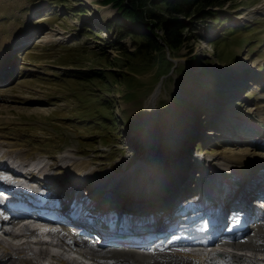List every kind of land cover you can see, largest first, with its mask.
<instances>
[{"label":"rangeland","instance_id":"obj_1","mask_svg":"<svg viewBox=\"0 0 264 264\" xmlns=\"http://www.w3.org/2000/svg\"><path fill=\"white\" fill-rule=\"evenodd\" d=\"M107 1L0 0V57L7 52L13 63L5 75L0 73V79L9 76L0 82V142L25 151L28 160L48 159L60 181L70 177L62 169L61 155L69 154L76 163L88 162L96 173L92 194L125 176L137 186L132 191L143 194L159 179L180 182L177 174L187 168L188 178L183 175L172 188L181 197L201 178L212 180L205 173H215L209 167L215 156L220 160L227 153L252 152L249 140L257 128L241 134L239 118L256 126L252 120L258 122L264 114V0H223L224 8L219 10L230 20L196 21L187 32L189 42L173 59L174 67L162 72L161 56L147 68L148 63L136 54L133 38L116 44L105 25L119 15L118 5ZM222 40L223 45H218ZM214 82L225 84L218 89ZM224 91L230 97L227 105L216 99V93ZM211 98L215 102L209 103ZM100 102L106 103L109 114L94 124L86 111ZM153 102L152 117L158 124L163 122L161 130L172 136L156 137L149 145L143 138L150 128L148 107ZM214 107L229 111L235 131L224 133L226 129L213 124ZM239 132L246 143L234 141ZM163 144L165 149L175 147L177 153L173 149L157 155L158 161L145 160L150 154L146 149L152 146L156 151ZM195 148L203 165L210 161L206 169L191 163L178 172L174 163L165 161L177 155L181 161ZM263 158L257 165L264 166ZM93 195L107 197L104 191ZM124 197L121 193L113 198L120 203Z\"/></svg>","mask_w":264,"mask_h":264},{"label":"bare ground","instance_id":"obj_2","mask_svg":"<svg viewBox=\"0 0 264 264\" xmlns=\"http://www.w3.org/2000/svg\"><path fill=\"white\" fill-rule=\"evenodd\" d=\"M2 52L3 51H0V54H2ZM7 54L8 53L6 52L4 56L1 55L2 57H0V73L2 76L5 75L4 73L6 72V69L9 66L11 67L13 64L12 61H9V59H7ZM1 61H2V63H1ZM13 68H15V67H13ZM13 68L8 69V72L10 74H11V72H13ZM8 77L1 78L0 82H4ZM223 104L227 105L226 102H224ZM153 106H154V102L151 103V105H149V107H148V109L150 111V113H149V127L150 128H148V130L146 131V135L144 134L145 137L143 138L144 142L146 144H149V145H152V140L155 139L156 137L161 136V137L165 138L168 136V138H169L170 136H172L170 132L165 133V131H164L165 129L163 131L161 130V128H163L162 126H164L163 122L158 124V121L152 117ZM221 110H223L226 114H223ZM228 112L229 111L227 109H225V110L224 109H218L217 107L212 108V113H214V115L212 116V117H214L213 124H215L217 126H221V124H223L226 128V131L224 133H227L230 130H231V132H233L237 129V128L235 129V127H233V125L230 123L231 121H229V120H232V119H231V116H228ZM242 118L243 117L239 118L241 120V122H243L241 125V131H240L241 134L246 133L247 131H249L250 133H253L252 130L255 129L253 127H256L257 128L256 129V131H257L256 136H259V137H258V139L255 137H252L251 140H249V141H251L249 148H251L252 152L248 151L246 153H244V152H239V153L233 152L231 154L227 153L229 155L225 154L223 157H220V160L222 159V162H220L218 156H215V158L213 159V161H211V164L209 165V167H211V169L215 170V173H213V175H212L211 171L209 172V170H208V172L205 173V175L209 173L207 175L208 177L206 176V179L209 178L210 175L212 177V184H211V186L213 187V190L211 191L212 195L218 194L219 192H221L220 189L224 185V183L226 182V180H223L220 178V176L224 172H226V171H232V172L240 171L241 174H244V173L250 174V172H253V170H255L256 168L263 167L262 163L260 166L257 165V163H260V161L263 158V155L260 152H264V114L261 117L260 121L257 122V121L252 120V122L256 126H254L253 124L252 125L249 124V126H247V123H249L248 120H242ZM211 132L213 133V131H211ZM211 132L209 131L207 134L214 136L215 134H212ZM240 132H239V136L234 138V141L239 140V142L242 141L243 143L244 142L246 143V141H248V140H245L246 136L242 138L240 136ZM234 135L236 136L238 134L235 133ZM241 139H243V140H241ZM165 145H166V143H165ZM165 145L163 144L156 151H155V149H150V148H153L152 146H150L148 149H146V151L150 154H151V152H153L154 155L148 154L149 157H147L148 155H144V157H147V160L148 159L150 160L149 162L158 161L157 155L167 154L168 151H172L171 149H169L168 145H167V148L165 149L164 148V147H166ZM173 149L177 153V150L175 149V147ZM2 150L4 151V155L2 157H0V162H6L7 164L10 163L14 167H15V165H17V162H18V164H19L18 169L24 168V169H29V171H30V169L32 167H35L36 160L38 158H42V157H38L37 159L28 160L30 156H28V154L25 151H21L20 148L17 149L15 147H11V146L6 147L4 144H1V142H0V152ZM174 151H172V152H174ZM189 153H190V160H188ZM179 159H180V157L178 158V155L172 157L169 160H165V158H162V160L170 161L171 163H174L173 168L175 167L174 170H177L178 172L180 170H182V167H185V164L188 165L190 162H193V165L197 164L196 169H206L205 166L208 163H210V161L206 160V161H204V165H203V163H202L203 160H201V157H200V151H198V153H192L191 151H189L188 155L185 156V158L182 157L181 161H178ZM39 160L41 161V159H39ZM60 162L62 163V169L66 170V173H68L70 175V177H69L70 180L63 178V180H65V181H63V180L60 181L59 178L57 177L56 171L54 170L55 168L53 167V165H51L48 162V169H47L46 174H49V176L53 175V177H54L53 178L54 180L49 181V183L52 186L51 190L53 192H55L61 198L62 197L65 198V196H67L69 198V195H70V193L73 192L74 187L87 188V190L89 192L91 191L90 193H92V189L90 187H93L91 185L96 184V182H91V181L94 178L93 175L95 176L96 173H93L92 167L88 164V162L78 163L79 162L78 161L76 163V161L69 154L61 155ZM177 163H178V165H177ZM181 165H183V166H181ZM254 166H256L255 169L251 170ZM144 167H146V166H144ZM57 168L59 169V167H57ZM53 170L55 172H53ZM183 171H185L184 174H181L180 172L177 174L178 178L181 177L180 182L178 180H175V182H173V184H172L171 189L173 187H175L176 185H178L179 183H181L182 179L184 178L183 175H185L188 178L187 168H185ZM249 174H244V175H249ZM128 176H131V178H133V176L131 174H129ZM125 177L127 178V176H125ZM126 178H124L122 180L118 179L115 182L112 181L111 183L114 186L111 187V190H109V191L106 190V187L103 189L98 187L97 192L104 191V194H106L107 197H101L100 198V197L94 195L95 200L105 199V198L110 199L111 200V206L109 207L108 211L115 212L114 216L117 215L118 218H121L122 215H129V216L138 215L137 212L132 210V208H135L140 203H144L147 199L150 201H146L145 203H147L148 204L147 206H150V208H143L141 213L149 211L146 209H153L157 206L155 208L156 209L155 214H157V215L162 214V212L160 211L161 206L157 202H155L156 201L155 199L158 198L160 195L161 196L164 195L163 189L161 188L157 191H154V189H153V193L150 191L144 192L143 194H141V191L134 192V191H132L131 188L137 187V186L134 185L133 183H131L132 179L126 180ZM201 179L199 180L200 183L192 186L193 188L189 192H187V187H186L185 191L182 190L183 194H181L182 195L181 197L179 196L181 200H177L176 201L177 204L183 202L185 199L191 198L192 192L194 190H196L197 195L201 194L204 197V199L209 197V195H207L205 193L204 187L201 186V184L203 182H206L207 180H203V182H202ZM146 180H148V179H145V181ZM133 181H134V178H133ZM159 181H164L168 185L171 182V179L169 181L159 179ZM159 181H157L155 184H149V186H147L144 190H146V189L148 190L149 188H153V186L156 185ZM228 181L233 182V181H235V179H230ZM129 182L131 184V187H129V185H128ZM64 185H65V187H64ZM116 185H119L120 188H118ZM150 185H153V186H150ZM86 186H89V187H86ZM159 186L160 185H157V188H159ZM112 189H114V190H112ZM123 192H125V193H123ZM121 193H122L123 197L124 196L125 197L123 198L122 202L116 203L117 198L114 199L113 197L116 196V197L120 198ZM128 193H129V195H128ZM126 195H128V196H126ZM147 195H149L148 198H146ZM86 199L89 200V197H86ZM158 202L160 203V201H158ZM105 205H107L106 202L104 203V206H103L104 208H105ZM199 205L202 208L203 205H201V203ZM213 205H215L214 201L207 204L205 206V208L201 209V210H205L207 208L214 207ZM171 206H173V204ZM165 211L168 212L169 210H165ZM210 222H211V224H217V221H214V220H211ZM188 227H190V226H188ZM31 233H33V232L31 231ZM44 233H45V231H39V233H37L38 235H36V237L41 236ZM10 236L11 235H8L5 237L10 239L11 238ZM224 236H226L227 238H230L235 243L241 244V246H243V247L248 246L249 251L251 252L249 254L253 258H250V260H244L242 264H264V260H262V257H264V255H262V253L259 252V251H264V225L259 227V228L252 227V226H249L245 229L241 228L234 233L227 232L224 234ZM55 237H58V236H55ZM30 248H31V246H24V247L22 246L18 249H12L8 245H6V244L2 245L0 243V264H43L40 262H44L45 259L47 261V258L49 259L53 255V254L49 253L47 250L41 251L39 254L35 255ZM98 248L100 249V251L103 254L108 256L107 257L108 259L120 258V262L118 264H124V262L122 260L128 259V258L134 259L138 264H199L197 257L188 256L185 253H180V252H178L176 254L166 252V253H159L154 257H149V258L137 257L136 258L135 257L136 255L131 254L130 247L128 245L111 244L110 242L105 241V242L100 243L98 245ZM258 253H260V254H258ZM43 256H46V257H43ZM60 264H69V263L66 260H63V262L61 261ZM104 264H110V263L107 260L106 261L104 260Z\"/></svg>","mask_w":264,"mask_h":264},{"label":"trees","instance_id":"obj_3","mask_svg":"<svg viewBox=\"0 0 264 264\" xmlns=\"http://www.w3.org/2000/svg\"><path fill=\"white\" fill-rule=\"evenodd\" d=\"M112 2L117 3L119 15L106 22V30L119 45L125 38H133L137 47L136 54H140L143 61L148 63L147 68L150 67L154 59L161 56L160 62H163L164 66L161 72L166 67H169L168 71L174 67L173 59L177 58L176 53L189 42L190 38L187 36V32L193 30L196 21L209 19L212 22L223 23L230 20L229 15L219 10L224 8L223 0L107 1V3ZM204 8L210 9V12H205ZM88 32L91 31L88 30ZM221 42L223 45V40L217 44L219 45ZM166 51L169 52L166 53ZM133 73L137 75L140 72L133 71ZM118 77L120 78L121 75ZM127 77L132 78L131 76ZM218 84L221 83L214 82L215 87ZM86 114L95 124L96 121H100V118L108 116V106L106 103L100 102L93 110H87ZM109 123H113L112 120Z\"/></svg>","mask_w":264,"mask_h":264},{"label":"snow or ice","instance_id":"obj_4","mask_svg":"<svg viewBox=\"0 0 264 264\" xmlns=\"http://www.w3.org/2000/svg\"><path fill=\"white\" fill-rule=\"evenodd\" d=\"M45 231H48L47 229ZM184 251H187V249H184Z\"/></svg>","mask_w":264,"mask_h":264}]
</instances>
